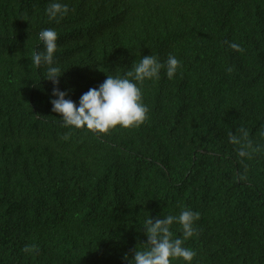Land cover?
<instances>
[{"label": "trees", "instance_id": "1", "mask_svg": "<svg viewBox=\"0 0 264 264\" xmlns=\"http://www.w3.org/2000/svg\"><path fill=\"white\" fill-rule=\"evenodd\" d=\"M50 2L0 0V264H126L149 217L186 209L199 213L192 264H264V0H59L58 22ZM46 28L77 104L140 58L180 66L137 85L139 127H66L32 63ZM240 129L259 149L246 157L229 140Z\"/></svg>", "mask_w": 264, "mask_h": 264}, {"label": "clouds", "instance_id": "2", "mask_svg": "<svg viewBox=\"0 0 264 264\" xmlns=\"http://www.w3.org/2000/svg\"><path fill=\"white\" fill-rule=\"evenodd\" d=\"M45 12L50 20L58 22L68 14L69 7L59 0H52ZM39 39L43 43V51L34 52L32 63L37 68L45 66L47 71L44 80L51 81L54 85L52 94L54 99L50 101L52 111L59 115L66 127L100 134L107 133L117 126L124 129L139 127L147 118L148 108L142 103L141 89L137 85L146 80L159 79L162 71L168 79H172L180 66L179 60L173 55H169L164 63L153 55L140 58V62L123 77L107 75L98 88H90L82 94L77 104L67 99L68 93L58 87L62 75L59 68L54 66V56L57 51L56 31L46 28L39 33ZM229 47L236 52L242 51L237 43H230ZM240 133V136L229 137L230 143L241 145L240 157L249 156L251 152L259 150L247 139L248 132L245 129H240ZM198 219L199 213L187 209L182 211L179 217L169 215L164 219L155 220L149 217L143 229L146 243L141 245L140 250H136V247L131 258L124 256L126 264H171L173 259L192 264L195 252L183 247V244L184 240L193 236L194 222ZM174 222L181 225L183 240L172 239L170 226Z\"/></svg>", "mask_w": 264, "mask_h": 264}]
</instances>
